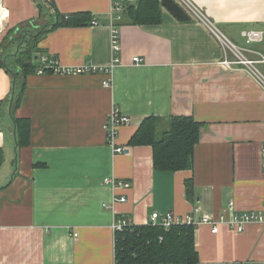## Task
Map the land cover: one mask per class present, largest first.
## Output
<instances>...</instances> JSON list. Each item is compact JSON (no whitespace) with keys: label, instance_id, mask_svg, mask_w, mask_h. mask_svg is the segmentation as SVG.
Listing matches in <instances>:
<instances>
[{"label":"crops","instance_id":"crops-1","mask_svg":"<svg viewBox=\"0 0 264 264\" xmlns=\"http://www.w3.org/2000/svg\"><path fill=\"white\" fill-rule=\"evenodd\" d=\"M39 1L4 0L0 264H113L117 218L145 226L152 213L183 216L195 206L217 217L230 201L238 213L264 215V93L245 70L222 64L231 55L211 30L250 59L264 56V35L249 44L241 35L247 30L264 34V0H191L210 26L191 12L188 21H178L162 6L158 24L133 25L121 15L114 21L119 63L108 72L101 69H108L114 56L111 0H51L53 8L44 14ZM54 11L64 17L85 13L91 20L50 28ZM36 34L31 41L36 69L20 77L24 88L16 87L18 106L10 113L15 60ZM41 56L62 67L100 70L37 74ZM134 57L142 63H133ZM106 80L110 87L102 85ZM114 108L130 119L119 129L123 153H113L106 143L103 127ZM14 117L29 123L25 145H17ZM151 117L159 119L158 131L174 117L201 124L191 169L154 170L152 148L129 144ZM106 178L128 181L130 188H112L102 182ZM187 180L193 184L191 195ZM121 197L124 202L112 201ZM194 239L198 264H264V224H248L242 233L222 226L217 234L202 225Z\"/></svg>","mask_w":264,"mask_h":264},{"label":"trees","instance_id":"trees-1","mask_svg":"<svg viewBox=\"0 0 264 264\" xmlns=\"http://www.w3.org/2000/svg\"><path fill=\"white\" fill-rule=\"evenodd\" d=\"M41 13L53 8L51 0H41L38 3ZM59 16L65 21H59L53 26L79 27L91 20L90 15L78 13L69 16ZM127 23L133 25L158 24L161 19V4L159 0H137L127 4L122 12ZM52 28V27H50ZM44 32V30L42 31ZM29 37L15 60L16 73L12 74L16 87L24 88L20 77L34 72V52L31 41L37 37ZM19 77V78H18ZM20 91V90H19ZM20 92L15 96L11 112L18 106ZM16 128L17 145L27 144L29 138V123L24 119L13 118ZM159 119H145L130 139L131 146H150L152 148L153 168L157 171L175 172L189 170L192 167L193 151L199 140L200 123L190 117H174L169 120L165 130L158 131ZM1 160V152H0ZM187 195L192 194V181L185 182ZM116 258L127 264H198V254L195 248L194 228L191 226H173L168 230L149 225L135 226L115 233Z\"/></svg>","mask_w":264,"mask_h":264},{"label":"built area","instance_id":"built-area-1","mask_svg":"<svg viewBox=\"0 0 264 264\" xmlns=\"http://www.w3.org/2000/svg\"><path fill=\"white\" fill-rule=\"evenodd\" d=\"M137 0H111L110 9H109V26L111 29V49L113 51L114 56L113 61L108 69H101V71L108 72L115 64L119 63V58L116 56V50L119 47V34L118 30L114 25V21L120 20L121 13L124 10L125 5L134 4ZM186 13L191 12L195 15L200 22L211 25L209 19L205 16V14L201 13V11L191 2V0H174ZM7 19V10L4 6V0H0V33L4 27V24ZM92 25H97V22L93 19ZM214 35L221 42V46L223 49L230 53V58H226L222 61V64L229 68H242L248 74L252 76V78L259 84L264 93V70H262L258 65L264 66V56L258 54L257 59H250L246 57L244 54V50L237 47L225 37H223L220 33L216 32L212 29ZM242 37L245 39L246 43L251 42H261L263 40V32L256 30H247L242 31ZM40 66L37 68L36 73L42 74L45 72H51L52 74H76V73H95L98 69L92 65H83L78 68H67L62 67L56 59L47 56L40 57ZM133 63L140 64L142 63V59L139 57L133 58ZM105 87H110L111 81L106 80L103 82ZM130 119L122 115L116 108H114L110 114L108 115L105 123L104 130L106 134V143L108 147L112 150L113 153H123L125 149L123 147L118 146L117 139L119 134V129L122 126L129 124ZM261 159H262V171L264 174V140L261 145ZM105 185H109L112 188H130V183L128 181L116 179V178H106L102 181ZM124 202L125 197H121L119 199L114 198L112 200ZM227 207L224 209L223 213L217 217L213 215H209L203 213L201 208L198 206L193 207L192 211L189 214L179 216L175 215L173 212H167L165 214L152 213L149 216L146 225L153 227H162L165 230L173 226L186 225L191 226L194 230L202 225L208 226L210 228V232L213 234H217L220 231L222 226L228 228L229 230L235 231L236 233H242L245 227L248 224H264V215L259 212H242L238 213L234 209V203L230 201L226 204ZM133 224L131 221H128L125 218H117L115 223L112 225V230L114 233L121 232ZM74 236H77L74 233ZM113 264H127L120 262L116 257ZM143 264V263H141ZM149 264V263H144ZM164 264V263H158Z\"/></svg>","mask_w":264,"mask_h":264},{"label":"water","instance_id":"water-1","mask_svg":"<svg viewBox=\"0 0 264 264\" xmlns=\"http://www.w3.org/2000/svg\"><path fill=\"white\" fill-rule=\"evenodd\" d=\"M162 8H164L168 13H170L173 17H175L178 21L185 22L189 20L188 14L174 1V0H159ZM63 18L60 19L62 22ZM58 21L57 15L54 13V21L49 24V27H53ZM46 25L39 27V32H42ZM35 35L29 36V37H34ZM28 37V38H29ZM16 55H12L14 58ZM15 80H13L12 85H11V92L8 97L9 100V111L11 113L12 105L14 102V97H15ZM11 115V114H10ZM13 121V120H12ZM14 124V122H13ZM14 134L16 137V128L14 127Z\"/></svg>","mask_w":264,"mask_h":264}]
</instances>
